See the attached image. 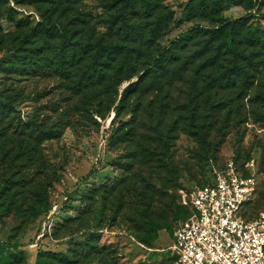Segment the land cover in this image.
Wrapping results in <instances>:
<instances>
[{
	"label": "trees",
	"instance_id": "1",
	"mask_svg": "<svg viewBox=\"0 0 264 264\" xmlns=\"http://www.w3.org/2000/svg\"><path fill=\"white\" fill-rule=\"evenodd\" d=\"M11 1L17 5L40 2L50 8L38 10L40 21L35 25L19 21L13 33H4L0 25L4 54L0 75L5 80L0 87V220L10 219L20 227L50 209V188L58 178L41 145L69 126L49 128L42 114L25 121L16 118L14 108L25 94V87L15 86L16 82L56 80L60 103L48 107L59 113L61 104L67 105L59 113L63 120L70 113L104 119L113 112L114 120L124 112L130 114L128 123L119 122L115 139L126 145L133 160L141 155L144 167L163 162L179 128L211 146L212 130L222 114L225 120L233 113L240 115L244 101L253 115L264 120V0H227L248 13L235 20L220 17L222 0H192L184 18L193 20L200 14L212 22L192 27L167 46L165 36L173 13L159 0H109L112 9L106 12L102 32L80 9L81 0H0V21L6 15L13 20L4 9ZM124 83L128 84L119 93ZM45 93L52 92L44 89L35 96ZM140 124L149 127L143 136L145 146L136 149ZM154 169L162 174L158 167ZM166 175L165 182L174 187V168ZM249 205L243 213L246 220H251L246 214ZM137 214L151 218L144 225L143 219H137L146 230L137 235L138 241L151 245L164 227L148 211ZM186 216L183 209L178 221ZM92 239L72 241L73 249L64 255L39 252L34 264H82L96 258L100 252ZM22 262L21 254L0 242V264ZM91 264L103 262L100 258Z\"/></svg>",
	"mask_w": 264,
	"mask_h": 264
},
{
	"label": "rangeland",
	"instance_id": "2",
	"mask_svg": "<svg viewBox=\"0 0 264 264\" xmlns=\"http://www.w3.org/2000/svg\"><path fill=\"white\" fill-rule=\"evenodd\" d=\"M108 1L79 2L80 9L92 19L98 32L104 31L106 12L112 9ZM159 1L163 8L173 13L165 36L166 46L192 27L212 22L209 16L200 14L193 20L184 18L192 0ZM222 3L224 11L220 17L223 19L235 20L248 14L243 7L228 4L227 0H222ZM64 4L66 7L70 5L69 2ZM40 8L50 6L40 2L19 5L9 2L4 9L10 11L13 20H8L7 15L2 17L0 25L3 32L13 33L19 21L35 25L40 21ZM255 21L253 19L250 24ZM3 55L0 52V59ZM136 81L133 79L131 82ZM3 82L5 80L0 75V87ZM17 84L25 87V94L14 108L16 118L25 121L35 114H42L49 128L58 129L60 125L69 124L57 138L41 145V153L56 170L58 178L50 188V209L41 212L30 224L24 223L20 227L18 223L12 224L10 219L0 220V242L21 254L25 264H34L37 254L42 251L64 255L68 248L73 249L72 241L82 242L89 236H94L91 244L97 246L100 253L93 256L96 258L83 260L82 264H91L100 258L103 264H171L170 256L161 251H166L172 244L170 227L183 215V209L176 204L177 191L190 192L212 184L215 171L224 169L229 162L242 177L255 179V197L246 209L247 216L254 219L264 211V120L252 114L246 101L240 115L233 113L225 120L222 114L220 123L215 124L212 130L211 146L179 128L173 147L163 162L144 167L140 166L141 155L133 160L126 145L115 139L119 122L128 123L130 114L124 112L114 120L113 112L104 119L86 113L81 116L70 113L67 114L68 120H63L59 113L65 112L67 105L61 104L59 113L51 112L48 107L60 103L61 90L56 80L14 83L15 86ZM127 84L122 85L119 93ZM44 89L52 93L42 94L40 98L35 96ZM148 127L138 125L139 136L134 142L136 149L145 146L143 136L147 134ZM155 167L162 174H158ZM171 168L177 174L174 187L165 182ZM152 192L154 197L150 196ZM145 211L164 227L157 232V239L151 245L141 244L137 239L139 233L146 232L137 224V219H143V225L151 219L146 215L143 218L138 216L137 213Z\"/></svg>",
	"mask_w": 264,
	"mask_h": 264
},
{
	"label": "built area",
	"instance_id": "3",
	"mask_svg": "<svg viewBox=\"0 0 264 264\" xmlns=\"http://www.w3.org/2000/svg\"><path fill=\"white\" fill-rule=\"evenodd\" d=\"M255 192V179L232 162L215 171L212 184L179 189L177 204L187 216L172 226V244L161 252L171 264H264V211L243 216Z\"/></svg>",
	"mask_w": 264,
	"mask_h": 264
}]
</instances>
